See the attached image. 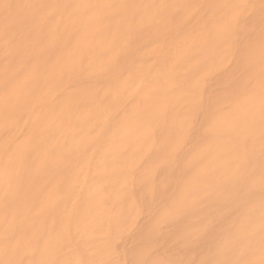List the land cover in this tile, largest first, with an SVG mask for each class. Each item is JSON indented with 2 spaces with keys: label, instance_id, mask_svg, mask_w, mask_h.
Instances as JSON below:
<instances>
[{
  "label": "bare ground",
  "instance_id": "obj_1",
  "mask_svg": "<svg viewBox=\"0 0 264 264\" xmlns=\"http://www.w3.org/2000/svg\"><path fill=\"white\" fill-rule=\"evenodd\" d=\"M0 264H264V0H0Z\"/></svg>",
  "mask_w": 264,
  "mask_h": 264
}]
</instances>
